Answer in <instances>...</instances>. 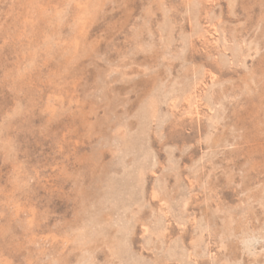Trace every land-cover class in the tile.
<instances>
[{
    "label": "rangeland",
    "instance_id": "374dc122",
    "mask_svg": "<svg viewBox=\"0 0 264 264\" xmlns=\"http://www.w3.org/2000/svg\"><path fill=\"white\" fill-rule=\"evenodd\" d=\"M0 264H264V0H0Z\"/></svg>",
    "mask_w": 264,
    "mask_h": 264
}]
</instances>
